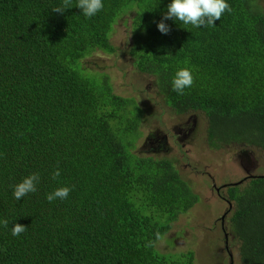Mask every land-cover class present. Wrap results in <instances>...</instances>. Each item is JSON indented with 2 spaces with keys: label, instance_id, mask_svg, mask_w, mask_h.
Instances as JSON below:
<instances>
[{
  "label": "trees",
  "instance_id": "trees-1",
  "mask_svg": "<svg viewBox=\"0 0 264 264\" xmlns=\"http://www.w3.org/2000/svg\"><path fill=\"white\" fill-rule=\"evenodd\" d=\"M73 1L61 13L65 0H0V264H194L193 250L156 244L199 195L173 161L135 152L143 108L84 59L115 52V25L132 15L130 54L166 104L202 111L209 144L264 151V5L228 0L215 26L168 19L162 34L169 0H104L92 18ZM180 68L194 78L183 94L171 88ZM32 172L38 191L16 201L12 185ZM245 179L227 187L230 230L241 264H264V174ZM65 185L66 200L47 201Z\"/></svg>",
  "mask_w": 264,
  "mask_h": 264
},
{
  "label": "rangeland",
  "instance_id": "rangeland-1",
  "mask_svg": "<svg viewBox=\"0 0 264 264\" xmlns=\"http://www.w3.org/2000/svg\"><path fill=\"white\" fill-rule=\"evenodd\" d=\"M261 1L264 5V0ZM129 17L120 19L115 25L112 43L117 50L113 53L97 51L86 57L84 64L92 71L105 72L116 93L138 99L144 113L135 152L172 160L194 190L202 193H198V203L173 223L156 247L167 254L193 250L194 264H231L233 256L232 264H241L239 243L231 233L230 222L227 224L232 251L228 252L223 250L226 245L224 231L217 218L228 209L227 219L232 214L233 208L223 200L228 185L246 181L251 174H264V151L255 150L246 155L245 150L251 151L246 143L209 144L207 118L202 111L177 113L168 106L158 91L156 77L135 66L130 54L132 15ZM244 166L249 168L246 170ZM214 184L223 187L220 196L218 187L212 189ZM204 194L207 196L203 197Z\"/></svg>",
  "mask_w": 264,
  "mask_h": 264
},
{
  "label": "clouds",
  "instance_id": "clouds-1",
  "mask_svg": "<svg viewBox=\"0 0 264 264\" xmlns=\"http://www.w3.org/2000/svg\"><path fill=\"white\" fill-rule=\"evenodd\" d=\"M75 5L82 10V14L85 17L92 18L96 16L100 11H102V9L104 8V0H77ZM71 7H74V1L65 0L62 6L53 7V9L57 12L62 13L66 9ZM226 11L227 12L232 11L228 0H169V3L167 4V11L164 12L163 18L158 22L157 27L162 34H167L170 31V27L166 23L168 19H173L181 26L186 27L190 30L191 28L188 26H191L192 28L215 26L216 24L215 22L218 19H220ZM193 82H194V78L191 71L186 68H180L174 73V75L171 78V88L173 91L183 94L186 89L190 88L193 85ZM180 113H186V112H180ZM244 168L247 170L249 166H244ZM60 175H61V170L59 168L55 169L52 172L53 179L60 177ZM40 179L41 177L39 173L32 172L24 176L14 185H12V192L14 199L16 201H19L21 200V198H24L29 194L36 193L38 191V185L40 183ZM232 185H234V183ZM214 186H216V184L212 186L213 190H214ZM220 190H223V187L217 188V193L219 196H220L219 193ZM71 191H72V187L70 186H66V185L59 186L53 189L52 191L46 193V199L49 202H54L56 200H66L69 197ZM195 192L197 194L201 193L199 191H195ZM206 196H207L206 194L203 195V197ZM223 200L227 204H229L230 201L229 208L233 207V203L228 198L227 190L226 193L224 192ZM229 212L230 210L228 209L227 214ZM222 215L220 217L222 221L221 228L222 231H224V238H225V233H226L225 228L227 229V233L229 234V236H231V233L228 231L229 228L227 224L228 219L227 217H225V219L223 220ZM8 225H9V221L7 219L0 218V226L8 227ZM26 228L27 226L21 223H15L14 225L12 224L11 234L13 236H20L21 233L26 231Z\"/></svg>",
  "mask_w": 264,
  "mask_h": 264
},
{
  "label": "flooded vegetation",
  "instance_id": "flooded-vegetation-1",
  "mask_svg": "<svg viewBox=\"0 0 264 264\" xmlns=\"http://www.w3.org/2000/svg\"><path fill=\"white\" fill-rule=\"evenodd\" d=\"M211 194H212V193H211ZM209 196H210V195H209ZM218 219L220 220V225H222V221H221L220 217H218L217 220H218ZM217 220L215 221V224H217ZM228 222H229V220L227 221V223H228ZM227 239H228V243H227ZM224 240H225V242H226V245H229V237L227 238V237L225 236ZM228 247H229V246L224 247L223 250H224V251H228V252H229V251H232L231 248H228ZM219 250L222 251L221 248H220ZM233 258H234V256L232 257L231 264L233 263Z\"/></svg>",
  "mask_w": 264,
  "mask_h": 264
},
{
  "label": "water",
  "instance_id": "water-1",
  "mask_svg": "<svg viewBox=\"0 0 264 264\" xmlns=\"http://www.w3.org/2000/svg\"><path fill=\"white\" fill-rule=\"evenodd\" d=\"M235 183H238V182H235ZM229 204H230V201H229ZM227 211H228V210H227ZM227 211L222 215L223 220H224L225 217H226ZM225 231H226L225 236L228 238V237H229V234L227 233V229H226V228H225ZM227 243H228V239H227ZM226 246H229V245H226ZM228 248H229V247H228Z\"/></svg>",
  "mask_w": 264,
  "mask_h": 264
}]
</instances>
